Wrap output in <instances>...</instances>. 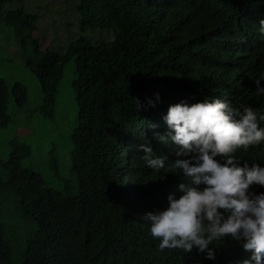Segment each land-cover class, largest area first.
Segmentation results:
<instances>
[{"label": "trees", "instance_id": "1", "mask_svg": "<svg viewBox=\"0 0 264 264\" xmlns=\"http://www.w3.org/2000/svg\"><path fill=\"white\" fill-rule=\"evenodd\" d=\"M77 10L82 32L110 31L111 42L96 46L80 37L64 53L41 51L31 35L36 15L21 5L4 18L6 25L30 32L22 44L29 43L35 56L25 66L42 93L39 112L50 121L65 63L72 58L75 65L78 113L70 136V169L78 192L53 190L41 175L23 168L22 160L31 155L26 144L11 142L2 164L8 176L1 187L17 195V212L38 227L22 264H238L248 258L231 236L210 245L215 259L195 247L190 253L161 251L160 238L151 236L142 216L166 208L167 196L178 198V185L189 181L182 173L149 169L136 146L150 142L169 163L176 158L175 146L161 144L154 133L167 130L162 116L181 99L194 103L218 97L264 110V94L254 83L264 74V36L257 31L264 0H82ZM11 93L17 106L26 103L23 85H13ZM8 97L0 78L1 127L9 121ZM134 98L144 102L142 110H136ZM234 155L241 163L264 165V142ZM250 190L264 192V186L253 184ZM0 264H13L1 219Z\"/></svg>", "mask_w": 264, "mask_h": 264}, {"label": "clouds", "instance_id": "2", "mask_svg": "<svg viewBox=\"0 0 264 264\" xmlns=\"http://www.w3.org/2000/svg\"><path fill=\"white\" fill-rule=\"evenodd\" d=\"M257 31L264 36V16ZM264 74L254 83L264 94ZM159 99V93H156ZM136 110L145 107L134 98ZM148 105L155 101L147 98ZM164 133H154L163 145L175 146V159L157 155L150 142L136 147L141 159L152 170L182 173L189 183H180L182 192L167 196L166 208L148 211L142 219L149 223L159 249L196 248L208 259H215L213 242L231 236L240 241L250 256L238 264H264V192L250 190L253 184L264 186V165L243 161L234 155L237 149L264 142V110L251 105L238 107L218 97L188 103L187 99L170 104L162 116ZM158 125L153 124L152 127ZM142 135L143 132H142ZM219 157V159H217Z\"/></svg>", "mask_w": 264, "mask_h": 264}, {"label": "rangeland", "instance_id": "3", "mask_svg": "<svg viewBox=\"0 0 264 264\" xmlns=\"http://www.w3.org/2000/svg\"><path fill=\"white\" fill-rule=\"evenodd\" d=\"M82 0H13L0 3V78L5 82L9 97L6 126H0V219L7 226L8 243L12 250L13 264H22L27 242L37 231V223L26 220L17 212V195L3 190L1 183L8 174L2 168L10 154V143L17 141L31 149V155L21 162L44 179L46 186L53 190L78 192L75 175L70 169V136L76 127L78 108L73 91L75 81L74 59L64 66L62 78L57 86L53 120L39 112L42 93L38 80L25 66V61L34 58L32 46L22 41L29 30L6 25L5 14L22 5L25 10L37 16L36 28L31 31L38 39L40 50L64 53L69 43L84 37L93 45L111 42L107 30L80 28L78 6ZM21 84L27 91V101L17 106L12 96V87Z\"/></svg>", "mask_w": 264, "mask_h": 264}]
</instances>
